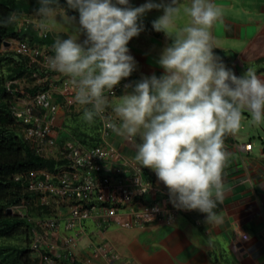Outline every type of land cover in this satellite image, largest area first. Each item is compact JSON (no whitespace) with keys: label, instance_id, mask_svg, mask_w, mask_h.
Masks as SVG:
<instances>
[{"label":"clouds","instance_id":"obj_1","mask_svg":"<svg viewBox=\"0 0 264 264\" xmlns=\"http://www.w3.org/2000/svg\"><path fill=\"white\" fill-rule=\"evenodd\" d=\"M37 3L36 14L26 17L13 13L3 24L16 22L20 30L32 26L38 36L45 39L54 34L52 31L60 23L70 26L75 35L60 38L54 34L57 37L54 43L47 45L30 44L28 38H11L4 40L0 49L12 51L30 62L17 53L18 44L25 42L46 52L52 46L54 54L47 58L46 66L53 78V72L69 78L75 103L85 106L82 120L92 124L99 117L106 127L132 142L139 170H143L144 177V168L154 171L168 189L175 208L198 211L205 214L207 224L216 223L220 218L216 209L224 195L222 173L229 156L224 149V137L239 132L245 111L252 125H264V78L253 68L236 76L213 52L210 29L221 20L222 9L213 0H191L187 6L181 5L179 0H170V3L147 0L139 7L131 6L129 0H66L67 9L79 13L76 27V17L67 14L60 0H37ZM58 5L62 8L60 12H57ZM153 9H163V15L152 22L153 29L171 40L158 60L164 74L142 77L134 85L125 86L131 87V92L119 97L113 94L115 99L110 100L105 93H113V89L135 71L136 62L127 45L143 30L138 24L140 18ZM181 15L186 16L188 22L177 27L176 21ZM35 16L39 20L32 19ZM81 34L85 36L82 42ZM7 47L8 50H4ZM30 64L34 66L32 72L36 71V64ZM30 76L23 78L30 79ZM54 92L53 98L57 100L55 96L60 94ZM108 108L114 115H105ZM14 181L20 183L24 192L33 194V198L37 196L23 181ZM150 187L141 190L147 192ZM31 199H23L7 212L23 217L16 208ZM40 206L45 208L48 218H58L56 205ZM25 218L30 226L27 233L29 261L40 264L37 252L31 248L32 229L38 220ZM63 220H58V226ZM65 228L80 232L79 228ZM45 232L39 231L49 234L57 242L59 251L66 238H74L78 243L74 236L62 237L58 242L55 238L58 228ZM41 251L46 252L43 247ZM92 257L87 259V264ZM118 261L121 264L120 259ZM105 262L108 264L106 259Z\"/></svg>","mask_w":264,"mask_h":264},{"label":"crops","instance_id":"obj_2","mask_svg":"<svg viewBox=\"0 0 264 264\" xmlns=\"http://www.w3.org/2000/svg\"><path fill=\"white\" fill-rule=\"evenodd\" d=\"M147 0H129L133 7H139ZM160 2V0H155ZM170 3V0H163ZM183 6L191 0H179ZM223 11L220 21L210 29L213 52L219 60L231 69L236 76H242L247 68H253L256 74L264 78V0H213ZM62 9H57V12ZM74 11V10H73ZM78 27L79 13L74 11ZM163 15V9H153L138 21L143 30L133 37L127 47L136 62L135 71L122 81L134 85L142 77H157L164 74L158 60L165 47L171 44L163 32H157L152 22ZM60 20V17H57ZM188 22L186 16L177 19V27ZM54 34L63 38L75 35L72 28L57 23ZM80 42L85 39L83 34ZM55 82L64 84L69 78L53 72ZM125 88L116 97L131 92ZM55 98L60 99L59 95ZM110 100L115 97L109 96ZM90 107V106H88ZM85 106L73 103L66 114L59 118V137L74 138L73 132L66 126L67 119L83 115ZM106 111L112 114L111 108ZM114 115V114H113ZM95 136L88 131L84 136L75 138L84 144L98 141L100 130L99 118H95ZM248 112L243 113L241 128L235 135L224 137V149L229 154L222 173L223 200L217 206L219 220L207 224L205 214L198 211L177 210L171 223L163 219L145 224L142 227L123 228L112 223H98L96 215L83 222L80 232L68 231L64 220L59 223L56 240L62 237H77L74 248L75 264H106L104 257H95L93 249L104 246L111 250L121 264H264V129L258 131L255 126H248ZM119 124V121L116 120ZM66 124V125H65ZM90 125V124H89ZM85 128V127H83ZM74 129L81 133V130ZM77 130V131H76ZM80 131V132H79ZM74 132V133H75ZM112 137L121 153L134 160V144L112 131ZM136 140L139 141L137 137ZM251 143L247 150L243 145ZM145 177L157 182L154 171L144 168ZM114 178L116 174L110 173ZM161 196L147 198L148 201L160 200ZM248 234L243 239V234Z\"/></svg>","mask_w":264,"mask_h":264},{"label":"built area","instance_id":"obj_3","mask_svg":"<svg viewBox=\"0 0 264 264\" xmlns=\"http://www.w3.org/2000/svg\"><path fill=\"white\" fill-rule=\"evenodd\" d=\"M15 49L36 64L37 70L29 77L32 82L25 78L6 82V91L12 99L11 116L20 125L22 136L36 155L64 161L53 172L29 170L14 177L23 181L28 190L41 199L40 204H54L59 212L58 218L36 221L32 229L31 248L37 252L40 264H74V238L64 239L59 251L57 242L49 234L39 233L56 231L59 219L65 220L68 229L80 228L94 215L102 225L115 223L123 228L142 227L159 219L171 223L179 209L170 202L168 189L158 179L156 184L146 179L135 161L121 153L113 140L112 130L106 127L103 120L98 117L99 136L93 146L59 137V118L69 111L75 101L70 81L64 84L55 82L46 66L47 58L54 54L52 46L46 52L23 42ZM34 86L37 89L33 93L27 91ZM125 86L126 83L121 81L113 93L106 92L105 95H117ZM54 91L60 94V99L53 98ZM105 115L113 114L106 111ZM251 146V143L243 145L247 150ZM110 173L117 177H112ZM150 185L147 192L141 190ZM153 196H161L162 203L147 200ZM247 238L248 234H243V239ZM42 247L46 252L41 251ZM93 250L96 251L95 257H104L108 264H120L117 256L106 247L98 246Z\"/></svg>","mask_w":264,"mask_h":264},{"label":"trees","instance_id":"obj_4","mask_svg":"<svg viewBox=\"0 0 264 264\" xmlns=\"http://www.w3.org/2000/svg\"><path fill=\"white\" fill-rule=\"evenodd\" d=\"M60 4L66 9L68 15L75 14L73 10L67 9L66 0H60ZM38 7L37 0H0V48L4 40L11 38H28L30 44L54 43L56 37L54 34L44 39L38 36L32 26L20 30L16 22L7 26L3 24V21L13 13L18 16H31L36 14ZM57 9L62 8L58 5ZM57 37L63 38L64 35L58 34ZM33 67L22 56L0 49V262L6 261L10 256L29 261L27 246L22 249L3 241L20 230L28 233V227H30L25 217L7 212L8 208L21 203L23 199H33V194L24 192L20 183L14 181L13 176L29 170L53 172L56 167L64 163L61 158H42L36 155L31 145L22 137L21 130L16 125L17 122L11 117L12 99L6 91L5 83L29 76ZM36 89L34 86L27 91L33 93ZM136 142L139 141L136 140ZM94 144L85 145L93 146ZM42 210L45 213V208L42 207ZM4 263L1 262V264Z\"/></svg>","mask_w":264,"mask_h":264},{"label":"rangeland","instance_id":"obj_5","mask_svg":"<svg viewBox=\"0 0 264 264\" xmlns=\"http://www.w3.org/2000/svg\"><path fill=\"white\" fill-rule=\"evenodd\" d=\"M36 16H35V18L33 17L32 19L39 20V18ZM10 49H11V47H10ZM4 50H8V47H7V49H4ZM248 121H249V122H247L248 126H255V125L251 124L250 120H248ZM95 122L98 123V121L96 119H94V122L89 125L88 123H86L85 121L82 120L81 116H76V117H72V118L67 119V125L66 124L65 125L73 132L74 138L73 137H71V138L75 139V138H80V137L84 136L85 131H88L90 133V135L95 136V129H96ZM77 126H78L77 130L82 131L80 134L74 131V129H76ZM17 127L19 129L20 125L17 124ZM83 127H85V128H83ZM255 127L257 128L258 131H262L264 129V125L255 126ZM98 136H99V134H98ZM62 137H64V136H62ZM40 202H41V199H39L38 196H36L35 198L31 199L30 201H25L23 204L19 205L18 206V212L22 213L23 217H29L34 221L39 220V219L48 218V214L46 212L44 213V211L42 210V207L40 206ZM48 210H50V209H48ZM3 241L6 244H10L12 246H16L18 248L24 249L27 246V232L25 230L24 231L20 230V231L16 232L13 236H11L9 239H5ZM1 262H5L4 264H35V263H31L30 261H26L24 258L23 259H16V258H13L12 256L8 257L6 261L1 260ZM1 262H0V264H1Z\"/></svg>","mask_w":264,"mask_h":264}]
</instances>
